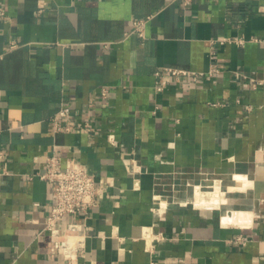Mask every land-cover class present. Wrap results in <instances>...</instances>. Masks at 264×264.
<instances>
[{
    "label": "crops",
    "instance_id": "crops-1",
    "mask_svg": "<svg viewBox=\"0 0 264 264\" xmlns=\"http://www.w3.org/2000/svg\"><path fill=\"white\" fill-rule=\"evenodd\" d=\"M0 7V150L8 169L0 175V264H61L70 233L87 236L83 264H264V192L245 227L223 225L216 208L162 207L156 199L169 196L164 185L176 176L264 178V85L252 80H264V0H0ZM147 16L141 37L133 21ZM222 36L245 43L219 45L211 56L212 39ZM212 63L221 71L198 82L164 71L168 82L156 89L164 66L207 72ZM64 103L71 131L51 120ZM53 152L102 186L98 205L59 220L57 233L44 229L54 200L37 176ZM69 221L85 229L71 231Z\"/></svg>",
    "mask_w": 264,
    "mask_h": 264
},
{
    "label": "built area",
    "instance_id": "built-area-1",
    "mask_svg": "<svg viewBox=\"0 0 264 264\" xmlns=\"http://www.w3.org/2000/svg\"><path fill=\"white\" fill-rule=\"evenodd\" d=\"M191 0H184L185 4L190 3ZM0 17H5V11L0 7ZM149 19H136L133 21V31L138 33L141 37L145 36V26ZM236 42L239 45L245 43L243 37L222 36L212 39L210 55L215 54L216 48L225 43ZM16 41L10 43V47L16 46ZM222 67L212 63L211 68L206 71H196L192 69L164 66L158 69L155 73L158 76L156 81V89L163 90L168 82L162 72H167L177 78L184 76H191L193 81L198 82L202 76H212L221 71ZM239 74H244L242 71ZM246 76V75H244ZM252 79V78H251ZM253 85H264L263 79H252ZM107 89L102 90V95L105 96ZM71 107L64 103L62 104L51 120L58 131H71L74 128L70 120ZM83 126L90 130L92 127L89 121H86ZM45 170L42 173H31L28 175L33 179L36 175L46 180L52 190L53 204L50 212L46 218L44 229L51 230L57 233L56 223L66 217L67 215H88L90 211L98 205L99 193L101 185L96 183L93 174L89 173L87 169L71 159L62 165L60 156L53 152L45 157ZM8 174L6 167V155L3 149L0 150V175ZM68 229L71 231L85 229L83 224L71 222L67 223ZM85 233H70L67 235L66 245L63 248V258L61 264H83L80 262V257L84 256L86 247ZM238 241L244 243L245 240L238 237ZM152 264H154L152 262Z\"/></svg>",
    "mask_w": 264,
    "mask_h": 264
},
{
    "label": "bare ground",
    "instance_id": "bare-ground-1",
    "mask_svg": "<svg viewBox=\"0 0 264 264\" xmlns=\"http://www.w3.org/2000/svg\"><path fill=\"white\" fill-rule=\"evenodd\" d=\"M260 165H262L261 162ZM252 178L264 179L263 175L261 174L255 177L253 176L251 177L247 173L233 171L229 178H212V179L205 178V179H200L198 181L188 182L187 190L184 191V194L181 195L180 197H174V196H166V197L155 196V197L157 199L158 204L161 205L162 207H170L173 205L187 206L189 203H192L193 204L192 207H194L195 209L216 208L222 211L223 225L226 226L237 225V226L245 227L251 225L252 223V219L255 214L254 205L256 198H258L259 195L254 193L253 195L243 194V195H235V197L231 195H230L231 197L230 196L223 197V195H221V191L222 192L228 191L227 193H229V190L231 192L234 191L235 188H237L236 191L240 192V190H242L241 188H247V186L245 185L246 184L249 185V181H251ZM218 179L222 182V185L215 184L216 181L217 182L219 181ZM259 189H262L264 191V180H263V185L261 187L259 186ZM244 192H246V190ZM207 194H212L214 195L212 197L216 196L217 198L215 197L213 198V200L211 199V201H208L206 198Z\"/></svg>",
    "mask_w": 264,
    "mask_h": 264
},
{
    "label": "rangeland",
    "instance_id": "rangeland-1",
    "mask_svg": "<svg viewBox=\"0 0 264 264\" xmlns=\"http://www.w3.org/2000/svg\"><path fill=\"white\" fill-rule=\"evenodd\" d=\"M230 176H231L230 174H226V175L205 174V175H199V176H197V178H196L195 181H198L200 179H205V178H210V179H212V178H229ZM252 180H253V182H252ZM252 180L249 181V185L248 184L245 185V186H247V188H241L242 190L238 189V190H240V192L239 191H236L237 188H235L234 191H236V192H234V191H231L230 192V190H229V193H227L228 191L227 192H222L221 191V195H223V197H226V196L229 197L230 195L235 197V195H243V194L244 195H247V194L248 195H250V194L253 195L254 193H256L257 195L260 196L261 193L264 192L262 189H259V186L261 187L263 185V179L252 178ZM166 183H168V184L164 185V189H163L164 190L163 191V194H165V195L172 196V195L175 194L176 196L179 195L178 197H180L181 195L184 194V191L187 190L188 181H187V178L185 179V177H182V178L177 177V176L176 177H172V179H170V181L167 180ZM215 184H221L222 185V182L219 180L218 182L216 181ZM245 190H246V192H244ZM210 196L212 197L214 195L207 194L206 198H207L208 201H211V199L213 200V198L216 197L215 196V197H212L211 198ZM164 197H166V196H164ZM237 199H239V198H237ZM192 206H193V204L192 203H189L186 207L193 208ZM196 209H200V208H196Z\"/></svg>",
    "mask_w": 264,
    "mask_h": 264
}]
</instances>
